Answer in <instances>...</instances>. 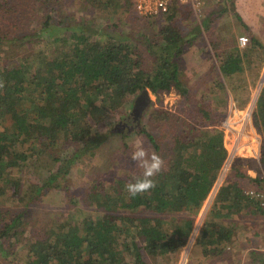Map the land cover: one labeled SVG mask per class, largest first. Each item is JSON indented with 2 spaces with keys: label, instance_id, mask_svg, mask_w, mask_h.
Instances as JSON below:
<instances>
[{
  "label": "trees",
  "instance_id": "1",
  "mask_svg": "<svg viewBox=\"0 0 264 264\" xmlns=\"http://www.w3.org/2000/svg\"><path fill=\"white\" fill-rule=\"evenodd\" d=\"M50 1L54 12L56 2L63 0H47ZM84 1L102 7L113 5L125 11L134 5L133 0ZM227 10L228 7L224 6L220 11ZM178 11V7H173L164 14L140 16L148 21L161 22L158 30L161 37L146 39L147 53L128 34L103 31L98 25L85 21H78L70 27L62 26L54 24L50 16L42 27L49 30L50 35L60 30V34L53 38L60 40L62 45L57 54L51 55L41 49L44 62L41 66L32 64L39 60L38 54L0 57V84L3 85L0 87V196L12 190L25 199L24 206L16 212L9 208L0 209L3 221L0 226V264L176 262L193 230L195 216L228 155L223 130L204 127L212 124L213 106L204 102L199 104L191 131H201L194 137L187 133L175 140L166 170L153 178L155 188L131 198L125 185L141 172L118 175L109 185L105 184L103 191L95 190L97 187L94 186L89 189L85 200L92 203L91 210L83 214L74 210L64 218L56 217L48 231H44V227L33 230L36 232L27 236L25 242L20 239L19 225L27 219L29 202L37 195L38 185L33 183V189L26 186L22 189L17 169L34 156L33 150L39 147L37 138L41 135L51 142L62 138L84 141V149L99 145L106 134L96 131L97 119L102 120L119 108L125 96L149 88L157 95L175 89L182 96L189 97L190 87L182 78V68L190 38L175 23ZM236 16L248 29L246 46L234 42L219 48L220 43L216 40L211 44L215 49L218 75L221 73L223 77L215 83L217 90L226 93L222 101L227 105V91L233 86L235 102L242 108L249 101V95L241 96L239 86L232 81H243L247 65L256 67L259 74L264 60V43L239 12ZM204 23H208L207 19ZM196 26L201 29L200 24ZM3 39L0 35V41ZM162 111L164 117L170 116V111ZM253 118L263 136L261 156L259 159L234 158L230 173L215 197L216 217L264 211L259 200L246 193L249 185L264 190V83ZM139 132L145 133L159 151L156 137L146 126ZM73 160L72 155L53 174L67 172ZM250 168L257 174H250ZM231 222L205 221L199 236L205 250H211L213 243L221 244L220 239L231 237ZM15 241L20 242L17 248H14ZM157 257L162 258L157 261Z\"/></svg>",
  "mask_w": 264,
  "mask_h": 264
},
{
  "label": "rangeland",
  "instance_id": "2",
  "mask_svg": "<svg viewBox=\"0 0 264 264\" xmlns=\"http://www.w3.org/2000/svg\"><path fill=\"white\" fill-rule=\"evenodd\" d=\"M51 6H54L52 1L47 2V0H0V35L4 37L0 41L1 58L6 57V54L15 57L38 54L39 60L32 64L41 66L44 64L41 59L43 58L41 49L49 51L51 55L57 54L58 50L62 49V45L60 40L53 38L60 34V30L50 35L49 30L42 27L50 16L54 24L60 23L62 26L70 27L78 21H85L86 24L98 25L103 31L128 34L137 40L140 48L146 50V53L148 50L146 39L150 37L151 40H156L161 37L158 32L161 22L148 21L140 17L142 15L135 10L134 5L125 11L114 8L113 5L102 7L100 4H89L84 0H63L56 2L54 12ZM224 6H227L228 10L220 11ZM178 8L179 13L175 17V23L187 38H190L183 55L182 78L190 87L191 95L184 97L175 89L157 95L150 90L152 100L144 110L140 123L122 130L118 129L116 124L120 119L131 116L138 94L125 96L123 104L110 115L102 120L98 118L99 116L98 119L96 118L99 120L95 124L96 131L105 133L106 137L95 147L84 149L82 148L85 146L84 141L62 138L60 141L51 142L47 137L39 136L37 141L40 145L33 150L34 156L17 169V179L22 189L26 186L31 190L34 184L38 185L37 192L34 191L37 195L29 202L27 219L25 223L19 225L22 242L27 241V236H32L36 232L33 230L44 227L43 230L48 231L56 217L64 218L68 212L74 210L82 214L91 210L92 203L85 200L91 187L103 191L106 188L105 184L109 185L116 176L141 172L130 158L137 144L155 151L167 164L178 137L186 136L187 133L190 137H194L201 131L199 129L191 131V129L196 123L197 107L202 102L207 106H213L210 121L212 124L204 127L210 129L218 127L223 130L228 155L196 218L210 206L211 198L230 173L231 163L235 157L260 158L263 136L254 124L253 112L264 83V60L259 67L258 75L256 67L247 65L243 81L239 79L232 81L235 86H239L238 93L241 96L249 95L246 105L241 108L236 104L233 86L228 88L226 105L222 101L226 93L217 90L215 84L223 77L221 73L218 75L215 49L211 42L216 40L220 43L219 48H225L234 42L239 44L241 35L249 37L248 29L236 16V12H239L250 23L249 28L264 43V0H213L200 13H196L190 5ZM206 19L208 23L205 24ZM197 24H200L201 29L196 28ZM13 36L17 38L12 39ZM246 44L239 46L243 47ZM149 58L151 60L152 57ZM162 110L170 111V116L164 117ZM143 126H146L156 137L160 145L159 151L145 133L139 132ZM79 148H82L81 152L74 155ZM72 155L74 160L68 171L55 176L53 173ZM244 163L247 165V162ZM254 171L256 170L248 169L250 174ZM95 197L96 195L93 196ZM24 203L25 199L22 200L12 190L0 196V209L9 208L16 212L24 206ZM235 217L238 219L236 227L238 228L241 222L245 231L256 229V226L264 223V211L235 215ZM2 224L0 215V226ZM15 242L14 248H17L20 242ZM232 246L230 245V251L233 257L231 255L229 258L232 264H241L243 258H245L243 264H257L260 259V254L252 252L251 249L243 247L235 249ZM161 258L155 259L158 261Z\"/></svg>",
  "mask_w": 264,
  "mask_h": 264
},
{
  "label": "crops",
  "instance_id": "3",
  "mask_svg": "<svg viewBox=\"0 0 264 264\" xmlns=\"http://www.w3.org/2000/svg\"><path fill=\"white\" fill-rule=\"evenodd\" d=\"M245 21L250 25L247 19H245ZM256 174V171L252 173V175ZM217 191L218 190H216L215 194L211 198L209 203L210 206L206 209V211L199 215L198 218L195 216L196 225L194 224L195 227H193L186 244L179 252L178 259L173 264H232L231 260L229 259L232 255V252L230 251V245H233L232 247L235 249L243 247L251 249V251L253 250L252 252H257V254H260V259L257 261V264H264V223L256 226V229L251 228L250 230L245 231V227L243 228L241 222L239 227H236L238 219L236 217L234 218V216L226 217L220 214L221 216L216 217L214 214L215 209L213 205ZM215 219L222 220V222L225 223L232 221L230 224L231 226H229L232 228V235L227 239H220V241H222L221 244L213 243L211 245V250H205L203 242L199 241L200 230L205 221ZM246 254L248 253L246 252ZM248 258L251 259L250 257ZM244 261L245 258H243L241 264H243Z\"/></svg>",
  "mask_w": 264,
  "mask_h": 264
},
{
  "label": "clouds",
  "instance_id": "4",
  "mask_svg": "<svg viewBox=\"0 0 264 264\" xmlns=\"http://www.w3.org/2000/svg\"><path fill=\"white\" fill-rule=\"evenodd\" d=\"M3 85L0 84V87ZM136 167L141 170V174L134 176L125 185V190L131 198L149 192L156 187L153 179L157 174L166 170L165 160L155 151L147 149L137 144L130 156Z\"/></svg>",
  "mask_w": 264,
  "mask_h": 264
},
{
  "label": "built area",
  "instance_id": "5",
  "mask_svg": "<svg viewBox=\"0 0 264 264\" xmlns=\"http://www.w3.org/2000/svg\"><path fill=\"white\" fill-rule=\"evenodd\" d=\"M213 0H133L135 10L142 16H155L169 12L173 7L190 5L197 13H200ZM248 36L241 35L239 44L245 45ZM246 193L257 200L264 208V190L259 188H249Z\"/></svg>",
  "mask_w": 264,
  "mask_h": 264
},
{
  "label": "water",
  "instance_id": "6",
  "mask_svg": "<svg viewBox=\"0 0 264 264\" xmlns=\"http://www.w3.org/2000/svg\"><path fill=\"white\" fill-rule=\"evenodd\" d=\"M152 100L151 91L149 88L143 89L136 97L135 104L132 110V114L134 115V119H138L142 116L144 110L146 109L147 105ZM131 114V115H132ZM116 125H119L117 123ZM132 128V126H130Z\"/></svg>",
  "mask_w": 264,
  "mask_h": 264
},
{
  "label": "flooded vegetation",
  "instance_id": "7",
  "mask_svg": "<svg viewBox=\"0 0 264 264\" xmlns=\"http://www.w3.org/2000/svg\"><path fill=\"white\" fill-rule=\"evenodd\" d=\"M140 119L141 117L135 120L133 114L131 116L124 117L123 119L119 120V125H117V128H121L122 130L129 129L130 126L138 125L140 123Z\"/></svg>",
  "mask_w": 264,
  "mask_h": 264
}]
</instances>
